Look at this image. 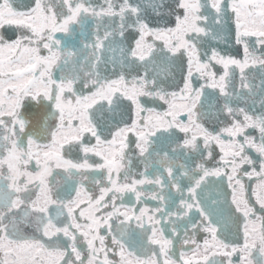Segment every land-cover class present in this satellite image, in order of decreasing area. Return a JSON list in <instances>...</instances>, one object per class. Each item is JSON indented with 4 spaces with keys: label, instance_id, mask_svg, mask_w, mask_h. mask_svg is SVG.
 <instances>
[{
    "label": "snow or ice",
    "instance_id": "1",
    "mask_svg": "<svg viewBox=\"0 0 264 264\" xmlns=\"http://www.w3.org/2000/svg\"><path fill=\"white\" fill-rule=\"evenodd\" d=\"M0 264H264V0H0Z\"/></svg>",
    "mask_w": 264,
    "mask_h": 264
}]
</instances>
